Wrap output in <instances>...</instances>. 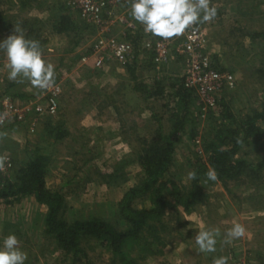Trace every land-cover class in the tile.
<instances>
[{"label": "rangeland", "instance_id": "374dc122", "mask_svg": "<svg viewBox=\"0 0 264 264\" xmlns=\"http://www.w3.org/2000/svg\"><path fill=\"white\" fill-rule=\"evenodd\" d=\"M104 1L97 18L84 14L77 0L0 1V41L19 20L36 22L37 28L31 29L44 41L40 44L44 59L55 65L54 86L59 88L56 111L35 114L34 105L43 102L50 89L34 88V93L22 97L14 94L7 78L6 55L0 50V100L10 96L28 109L20 121L0 125V131L8 133L0 140V154L6 153L13 163L0 188L14 180L18 168L37 149L49 159L46 185L63 194L61 216L66 221L99 218L122 230L126 223L119 201L143 178L139 156L157 139L156 129L168 134L178 127L167 177L187 192L193 180L188 173L197 171L204 197L184 209L174 205L167 194L174 206L142 229L138 241L144 248H129L134 264H213L220 256L229 257L228 264H264V165H260L264 163V122H258L261 139L241 143L236 151V158L250 165L237 177L211 181L200 169L203 164L210 168L205 142L216 135L217 128L239 126L264 108V41L252 36L264 32V0H211L217 17L197 25L211 66L231 74L232 80L214 85L215 90L208 93L196 83L185 85L187 65L174 51L180 39H167L171 53L159 62L146 41L162 38L145 33L132 18L131 0ZM64 14L75 23V31H54ZM101 38L128 43L129 58L119 61L100 49L97 54L102 64L96 66L92 54ZM75 53L80 59H74ZM186 93L189 96L183 102ZM212 97L215 103L211 106L207 99ZM220 100L231 117L227 112L221 115L225 108ZM46 213L47 208L33 195L1 201L0 247L5 236L15 234L28 254L25 264H121L113 263L111 253L92 238L82 239V254L73 260L46 232ZM237 222L246 228V236L224 243L227 230ZM201 226L219 229L215 252L198 251L195 235Z\"/></svg>", "mask_w": 264, "mask_h": 264}, {"label": "trees", "instance_id": "16d2710c", "mask_svg": "<svg viewBox=\"0 0 264 264\" xmlns=\"http://www.w3.org/2000/svg\"><path fill=\"white\" fill-rule=\"evenodd\" d=\"M59 18L53 26L55 32L75 31V23L69 15H60ZM25 36L44 44L33 29H29ZM252 36L260 37L264 41L263 31L253 33ZM135 89L139 90L140 86H135ZM188 96L189 94L186 93L185 98L182 97L181 100L184 102ZM220 102V106L225 108L221 115L227 112L228 117H231L228 106L226 104L224 106L221 100ZM259 121L264 122V108L247 116L239 126L229 124L228 128H223L224 126L217 128L216 135L205 142V150L208 152L207 162L210 168L216 170L218 179L235 178L244 168L250 166L244 159L236 158L235 154L241 143L254 144L261 139L262 129L258 124ZM177 130L178 127H173L168 134H163L159 128L156 129L157 139L139 156L143 178L129 187L119 201V211L126 223V227L122 230L118 231L110 223L99 218L66 221L61 216L64 207L63 194L60 190H50L46 185V168L49 159L37 149L33 150L25 164L18 168L14 180L8 182L4 188H0V202L17 201L22 196L33 195L38 203L47 208L46 232L55 239L65 254L72 255L73 260L82 254L80 249L82 239L92 238L111 253L113 263L119 261L121 264H134L129 248H144L145 244L138 241L144 227L150 226L152 221H159L168 207L180 205L184 209H190L204 197L198 185L197 175L187 192H182L178 184L167 177L175 149L173 137ZM200 169L206 176L209 168L203 164ZM195 173L197 174V171ZM167 194L172 196L174 205L166 197ZM148 252L152 253V251Z\"/></svg>", "mask_w": 264, "mask_h": 264}, {"label": "clouds", "instance_id": "9594fccd", "mask_svg": "<svg viewBox=\"0 0 264 264\" xmlns=\"http://www.w3.org/2000/svg\"><path fill=\"white\" fill-rule=\"evenodd\" d=\"M132 18L143 26L145 33L162 39H171L185 34V32L200 23L211 22L217 17V8L211 0H131ZM0 50L6 55L5 68L8 69L7 78L16 83L29 82L37 90L45 91L55 85V65L44 59L43 49L38 40L28 39L24 30L15 25L12 34L0 41ZM8 113L0 114L2 125ZM8 133L0 131V140ZM10 167L8 155H0V172ZM208 180L216 181L218 174L214 168L206 173ZM189 179H195L196 173L190 171ZM195 235L198 251L215 252L219 229H203ZM247 230L241 223H234L225 234L224 243L231 244L233 240L243 238ZM28 254L21 249V241L15 234H9L3 239L0 247V264H25ZM230 258L220 256L213 259V264H228Z\"/></svg>", "mask_w": 264, "mask_h": 264}, {"label": "built area", "instance_id": "2783aa9c", "mask_svg": "<svg viewBox=\"0 0 264 264\" xmlns=\"http://www.w3.org/2000/svg\"><path fill=\"white\" fill-rule=\"evenodd\" d=\"M76 5L87 16L97 18V14L100 13L106 3L104 0H77ZM128 25L131 26L130 23H128ZM177 38L180 39V41L175 43L174 51L178 56L184 58L187 65V74L185 77L186 86L196 83L203 93H208L209 91L215 90L214 85L218 86L220 83H228L232 80L231 74L220 72L211 66L212 62L205 51V39L198 25L188 29L184 35ZM170 43L171 42L167 39H148L146 41V45L152 47L151 49L154 52L155 59L159 62L167 60L172 50ZM100 49L108 50L110 55L119 61L128 59L131 51L128 43H119L114 39L101 38L95 48V52L92 54V61L96 66L102 64L103 58L97 54ZM58 89V86H53L50 88V93L46 99L34 105L33 109L35 114L41 115L44 113H54L56 111ZM209 98L207 99L208 104L212 106L215 103V99L212 97L209 101ZM27 110L26 107L16 104L10 96H4L0 100V114L4 112L8 113V117L5 119L4 123L20 121L23 116H25ZM9 162L11 166H6V171L0 172V185L8 171L13 168L10 157Z\"/></svg>", "mask_w": 264, "mask_h": 264}, {"label": "crops", "instance_id": "0c3cea01", "mask_svg": "<svg viewBox=\"0 0 264 264\" xmlns=\"http://www.w3.org/2000/svg\"><path fill=\"white\" fill-rule=\"evenodd\" d=\"M1 1V0H0ZM233 1V0H232ZM231 1V2H232ZM6 13V12H5ZM17 25H19L23 30H24V32H25V34H26V32L29 30V29H31V28H37V23L36 22H34V21H31L29 24H26L25 23V21L24 20H19V22L17 23ZM8 32H10L11 34H12V32H13V29L12 30H7ZM80 57V55H78V54H76L75 53V55H74V59H76V60H78V59H80L79 58ZM86 63V65H88L89 67H91V65H92V63L90 62V61H86V62H84V64ZM77 66H79V64L77 65ZM84 66V65H83ZM85 68V67H84ZM15 84V85H14ZM18 83H16V82H13L12 83V81H11V84H9V86L10 87H13L15 90H16V92H13L14 94H16V95H18V96H24V95H26V94H31L30 92H35V89L31 86V84L30 83H28L27 81H25L24 83H19L18 85H17ZM17 85V86H16ZM37 91H40V90H37ZM106 108V107H105ZM106 109H108V108H106ZM105 111H107L108 113L110 112L109 110H105ZM87 126V125H86Z\"/></svg>", "mask_w": 264, "mask_h": 264}]
</instances>
